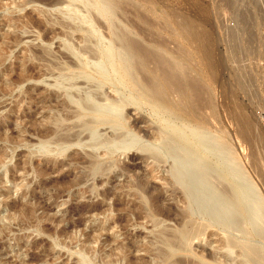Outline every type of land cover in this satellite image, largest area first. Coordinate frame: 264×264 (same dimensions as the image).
<instances>
[{
    "label": "rangeland",
    "instance_id": "rangeland-1",
    "mask_svg": "<svg viewBox=\"0 0 264 264\" xmlns=\"http://www.w3.org/2000/svg\"><path fill=\"white\" fill-rule=\"evenodd\" d=\"M42 8L0 0V264H81L80 253L89 256L87 264L158 263L161 238L188 220L163 164L139 152L109 158L101 149L104 169L93 173L99 167L90 164L87 147L68 146L62 155L36 150L53 135V112L64 115L61 127L70 125L61 133L77 130L71 108L50 86L68 60L60 43L65 29ZM124 13L134 37L164 53L147 63L149 71L175 59L177 78L190 76L200 86L188 108L166 90L165 109L189 120L188 127L218 131L264 199V0H126ZM70 40L79 44V34ZM125 109V124L152 138L148 112ZM221 244L220 232L207 228L190 240L188 252L163 264H184L182 256L226 264L230 259L213 254Z\"/></svg>",
    "mask_w": 264,
    "mask_h": 264
},
{
    "label": "bare ground",
    "instance_id": "bare-ground-1",
    "mask_svg": "<svg viewBox=\"0 0 264 264\" xmlns=\"http://www.w3.org/2000/svg\"><path fill=\"white\" fill-rule=\"evenodd\" d=\"M74 1L83 8L82 11ZM116 1H67L68 8L64 16L78 24L85 23L89 26L93 38L91 46L100 48V53L91 54L82 46L74 48L69 44L75 54L81 56L83 65L94 71L99 80L79 89L74 87L73 72H67L61 77L64 85L56 86L55 89L60 92L62 104L71 108V116L74 119L72 125L77 130L55 133L58 128H62L64 115L53 112L51 119L49 118L54 127L53 135H45L40 139L38 148L43 154L56 150L62 155L65 144H83L92 150L88 154L93 160L97 159L95 152L101 149L108 154L114 151L125 153L132 147H140L162 155L168 162L170 180L177 183L182 189L181 192L183 191L182 194L184 193V208L187 214L196 216L204 224L216 225L226 232L222 248L231 255L226 264H238L239 254L241 258H250L257 264H264V199L239 161L236 150L218 131L202 125L188 127L180 123L173 126L174 120L171 119L165 120L164 131L152 135L150 139H143L139 136V129L125 124V98L117 93L110 95L103 91L104 81L117 74L118 63L123 64L126 71H129V54L119 41V25L114 23L112 4ZM95 13L101 14L109 21L111 36L104 37L92 24L91 16ZM185 77L187 79V76ZM180 78L178 82H184V79L179 80ZM204 101L209 102L207 96ZM82 112L93 113L94 118L84 119ZM105 124L110 125L111 132L108 134L103 133L100 128ZM254 138L258 140L257 137ZM51 144L56 147L52 148ZM90 164L95 170L98 169L94 162ZM3 178L7 179L6 170H3L2 180ZM203 223H181L179 239L188 243L191 236L187 233L198 228L203 229ZM235 248L238 249L236 256L233 255ZM77 257L78 260L89 258L81 253Z\"/></svg>",
    "mask_w": 264,
    "mask_h": 264
},
{
    "label": "water",
    "instance_id": "water-1",
    "mask_svg": "<svg viewBox=\"0 0 264 264\" xmlns=\"http://www.w3.org/2000/svg\"><path fill=\"white\" fill-rule=\"evenodd\" d=\"M32 2L41 3L45 8L40 9L59 22V24L65 29L64 37L61 39V46L65 50V55L68 57L67 63L65 65H59L57 67V72L53 74L50 86L55 90L56 86L61 87L60 85H64V82L61 80V77L67 72H73L74 78L73 81L77 87L83 88L92 85L96 80H99L94 71L90 70L88 67L83 65V60L81 56L75 54L73 48L70 46L69 42L72 43L73 46L81 45L87 52L91 54H99L100 48L91 46L92 44V36L90 34V28L85 23H76L72 20H69L64 16V12L67 10L68 0H31ZM75 2V1H74ZM126 0H119L113 2V12H114V23L119 25V41L121 44L127 49L130 63H129V71H126L125 66L123 64L118 63L117 66V74L115 76H110L109 79L104 81V90L107 94H120L125 98L124 109L126 106H131L133 110H146L151 117L150 123L152 124L151 134L155 136L157 133H160L166 129L165 120L171 119L174 121H179L183 125H189V120L182 119L180 115L175 112L168 111L165 108L168 107L170 103L171 96L174 98H178L181 101L184 99L183 108L191 107V103L194 101V98L197 96L195 91L197 90L200 93V86L195 83L194 78L188 77V79L184 82H178L176 73L177 66L179 62L175 59L165 58L164 61L155 64V67L149 71L147 69V63L149 61L158 62L159 59L164 58V53L162 49L157 47H147L143 46L140 41H138L134 37V33L132 31L131 25L127 22L124 6ZM75 5H79L75 2ZM80 6V5H79ZM81 11L83 8L80 6ZM92 24L101 30L103 36L109 37L112 35V28L109 21L104 18L101 14H92L91 16ZM72 33H78L80 43L73 44L70 40ZM44 50H47V46H44ZM166 90H171V96L168 95ZM143 100L144 102H140ZM182 104V103H181ZM126 115L129 112L125 109ZM89 112H82L81 116L84 119H91L92 116ZM62 127L58 134H60L61 130L64 131L66 128L70 127V125ZM128 125V122H127ZM103 129L106 130V133H110V125L105 124ZM73 131V130H72ZM71 132V131H69ZM82 136V134H81ZM68 146H81L87 147L89 149L88 152L92 151L88 146L83 144H65V149ZM55 148V146H51ZM36 150L43 154L38 148V144L36 145ZM98 151H96L97 159L94 161V164L98 165L99 169L94 171L92 168V172H98L99 170H103V164L99 162L100 156L98 155ZM139 152L144 156L152 159L155 162L161 163L165 166L166 179L168 184L177 189L178 198L183 204L182 212L185 213V216L188 218V221L196 223H203L196 216L191 214H187L184 208V193L182 194L180 189L181 187L177 183H172L168 176V162L167 160L160 154L155 152L145 151L140 147H132L125 153L121 152H110L106 154V157L116 156H128L130 153ZM50 153H54L59 155L56 150L51 151ZM112 160L108 162L111 164ZM243 165V163H242ZM180 194V195H179ZM184 197V198H183ZM186 221V222H188ZM201 227V226H200ZM203 229H197L193 231H189L187 234L191 236L188 243H184L178 237V231L182 228H174L176 231L171 230V237L161 238L160 243L161 247L158 248L157 257L159 262L155 264H163L164 261L168 260L171 256L176 254L177 252H188L190 249L189 243L193 238H198V236L207 228H212L218 232H220L222 236V244L224 239L226 238V232L222 230L220 227L213 224H204L202 225ZM236 237V234H232ZM167 240V241H166ZM221 248L218 252H214V255H218L222 258V260H228L231 257L230 254L226 253L223 248ZM171 246V247H170ZM238 252H234L233 255H237ZM77 255V254H76ZM238 260V264H257L256 261L250 258L240 257ZM77 259V256H76ZM79 263L87 264L82 259H79ZM180 261L184 264H198L199 260L195 259H187L186 256L180 257Z\"/></svg>",
    "mask_w": 264,
    "mask_h": 264
}]
</instances>
